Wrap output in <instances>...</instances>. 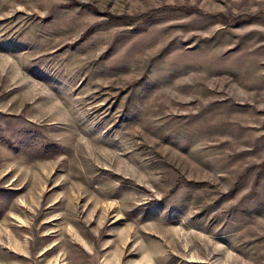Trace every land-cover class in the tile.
I'll list each match as a JSON object with an SVG mask.
<instances>
[{
  "label": "rangeland",
  "instance_id": "374dc122",
  "mask_svg": "<svg viewBox=\"0 0 264 264\" xmlns=\"http://www.w3.org/2000/svg\"><path fill=\"white\" fill-rule=\"evenodd\" d=\"M0 264H264V0H0Z\"/></svg>",
  "mask_w": 264,
  "mask_h": 264
}]
</instances>
